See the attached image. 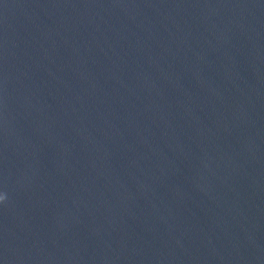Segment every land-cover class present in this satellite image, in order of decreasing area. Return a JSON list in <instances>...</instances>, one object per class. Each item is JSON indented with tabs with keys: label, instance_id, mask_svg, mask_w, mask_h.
Wrapping results in <instances>:
<instances>
[{
	"label": "water",
	"instance_id": "obj_1",
	"mask_svg": "<svg viewBox=\"0 0 264 264\" xmlns=\"http://www.w3.org/2000/svg\"><path fill=\"white\" fill-rule=\"evenodd\" d=\"M0 264H264V0H0Z\"/></svg>",
	"mask_w": 264,
	"mask_h": 264
}]
</instances>
